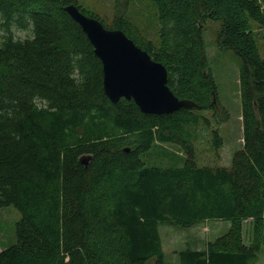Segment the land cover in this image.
Segmentation results:
<instances>
[{"label":"trees","instance_id":"16d2710c","mask_svg":"<svg viewBox=\"0 0 264 264\" xmlns=\"http://www.w3.org/2000/svg\"><path fill=\"white\" fill-rule=\"evenodd\" d=\"M149 1L156 10L151 31L124 12L106 25L77 0H0V207L21 214L17 241L0 249V264H257L264 242V0ZM70 4L123 31L167 68L174 94L198 107L155 115L134 100L113 103L101 60L65 10ZM208 21L220 23L219 48L242 65L243 145L229 166L218 164L224 138L202 113L216 114L219 105L205 48ZM14 27L33 35L17 38ZM201 143H210L216 161L199 163ZM209 220L229 221V231L167 261L162 226Z\"/></svg>","mask_w":264,"mask_h":264},{"label":"rangeland","instance_id":"374dc122","mask_svg":"<svg viewBox=\"0 0 264 264\" xmlns=\"http://www.w3.org/2000/svg\"><path fill=\"white\" fill-rule=\"evenodd\" d=\"M87 11L99 15L104 22L111 24L118 13L124 12L131 16L144 30L154 26L152 18L155 6L149 0H77ZM220 23L208 21L205 25V48L209 57L210 67L216 81L219 105L217 103L216 114L213 112H202L211 119L214 127L219 129L220 135L224 138V145L220 150L218 164L229 166L233 154L243 145V122H242V88H241V61L231 50L219 48L217 44L218 30ZM15 36L26 39L33 35L29 30L13 28ZM149 31H151L149 29ZM152 36V34H151ZM261 43V42H260ZM214 101V100H213ZM207 135V134H206ZM207 143V141H205ZM198 155L200 164H209L216 161V152L209 144L199 146ZM169 150L178 151L177 146H168ZM21 214L15 206L0 207V249L8 248L17 241L16 223L20 220ZM252 218L244 221V239L249 244L253 236L251 225ZM231 223L226 220H209L191 228H180L174 226H162L161 235L167 261H176L173 254L176 250L192 247H205L210 241H214L229 231ZM203 244V245H202ZM257 264H264V242L262 252L259 255Z\"/></svg>","mask_w":264,"mask_h":264},{"label":"water","instance_id":"95a60500","mask_svg":"<svg viewBox=\"0 0 264 264\" xmlns=\"http://www.w3.org/2000/svg\"><path fill=\"white\" fill-rule=\"evenodd\" d=\"M65 10L81 26L101 60L104 91L113 103L122 98L134 100L143 113L155 115L198 107L193 101L181 100L174 94L168 85L167 68L154 61L123 31L106 28L75 4L66 6ZM81 162L88 165L89 158L83 157Z\"/></svg>","mask_w":264,"mask_h":264},{"label":"crops","instance_id":"0c3cea01","mask_svg":"<svg viewBox=\"0 0 264 264\" xmlns=\"http://www.w3.org/2000/svg\"><path fill=\"white\" fill-rule=\"evenodd\" d=\"M202 245H203V244H202ZM205 247H206V246H205ZM205 247H200V248H199V247H196V248L203 249V248H205Z\"/></svg>","mask_w":264,"mask_h":264}]
</instances>
